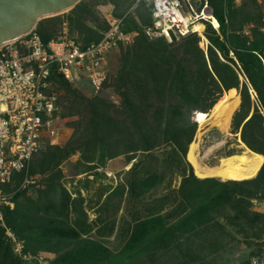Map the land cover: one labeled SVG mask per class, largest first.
<instances>
[{
  "label": "trees",
  "instance_id": "1",
  "mask_svg": "<svg viewBox=\"0 0 264 264\" xmlns=\"http://www.w3.org/2000/svg\"><path fill=\"white\" fill-rule=\"evenodd\" d=\"M207 2L216 27L202 21L203 47L195 31L170 41L147 34L151 21L144 0H79L37 21L33 30L43 42L64 29L85 45L107 28V4V15L120 17L119 28L135 33L118 44L114 72L106 71L94 93H82L50 68L59 114L74 117L62 144L44 142L30 155L26 175L39 177L19 185L22 169L0 182L12 201L1 207L0 264H36L40 252L45 264H250V256L264 255V210L253 204L264 200V157L254 175L235 180L198 177L185 158L195 115L209 114L222 97L237 93L230 131L264 156V10L256 0ZM107 86L115 99L103 92ZM72 153L78 172L90 171L92 180L108 158L122 154L130 162L105 192L94 229L82 197H70L59 181V163ZM123 204L121 243L112 249L102 239L111 234Z\"/></svg>",
  "mask_w": 264,
  "mask_h": 264
},
{
  "label": "built area",
  "instance_id": "2",
  "mask_svg": "<svg viewBox=\"0 0 264 264\" xmlns=\"http://www.w3.org/2000/svg\"><path fill=\"white\" fill-rule=\"evenodd\" d=\"M144 1L151 21L144 29L147 34L162 35L165 41H170L172 35L195 31L200 43H206L202 21L207 20L214 26L207 0ZM105 19L107 28L100 38L85 45L68 38L63 29L57 38L46 42L31 30L0 47V182L8 181L14 171L22 169L19 185L31 182L33 178L26 175L30 155L44 142L53 143L59 134L60 105L49 79L51 67L69 81L85 78L92 92L101 87L107 71V52L129 42L135 33L119 28L120 17L105 15ZM195 22L202 24L200 30L193 27ZM9 195L10 192L0 188L1 225V207L12 206ZM5 233L14 240L7 228ZM19 248V242L15 241L13 250L19 253ZM21 256L29 257L28 254ZM36 258L40 264L43 257Z\"/></svg>",
  "mask_w": 264,
  "mask_h": 264
},
{
  "label": "rangeland",
  "instance_id": "3",
  "mask_svg": "<svg viewBox=\"0 0 264 264\" xmlns=\"http://www.w3.org/2000/svg\"><path fill=\"white\" fill-rule=\"evenodd\" d=\"M242 1L244 2L246 0H234L235 3H240ZM256 1H258V3L260 4L259 6L264 10V0H256ZM102 11H103L102 12L103 16L107 15V4L106 6L102 7ZM199 45L203 47V44H201L200 42H199ZM120 50H121V47L119 45H116L113 49L107 52L105 56L107 73L114 72L115 66L117 64V57L119 55ZM71 83L75 85L84 94L88 95L90 93H94L91 91V87L89 86L87 80H85V78L83 77L80 79H73ZM103 92L110 99L116 98L115 93L111 91L109 86L104 87ZM226 95H228L230 99H232L234 96H237L238 101H239L238 93L236 95L235 94H226ZM235 108H237V105L235 106ZM207 112H209V114L206 112H202L203 115L201 116V118H200L201 113L199 114L198 116L199 123H198L197 115H195V119L197 122H196L195 129L192 135V139H195V141L197 142V151L199 155H202L206 151V148L213 145L211 146V149L202 158V162L208 165H211V164L217 165L221 161H224L226 158L230 157V156L222 157V155L229 148H232L234 150L236 149L237 143H238L237 138L239 137L235 135L234 132L230 131V117H231L232 112L229 115L228 125L226 129H225L224 123H222V126L218 128L217 125L211 122V120L215 117L213 114V110L210 112V109H208ZM71 117H74V116H68L65 118L61 117L59 119L58 121V124H59L58 126L60 128L59 134L56 137H54L53 143L62 144L65 141L67 135L70 132V127L67 121ZM203 119L205 121L199 127L200 120H203ZM223 129H225V131H222ZM217 142H220L221 144L218 143L215 145V143ZM187 148L185 152V158L190 163V165L193 167L196 173L194 166L187 158ZM232 153H235V151ZM76 158H77V154L72 153L67 158H65L59 163V167L62 173V175L59 177V181L65 187V189L69 192L70 197L77 196V195H80L82 197L81 206L86 213L87 222L95 220L94 225H92V229H94V227L98 225V220H96V217L99 212L98 206L101 203L105 192L108 189H111L118 181L121 180L124 174V171L129 166L130 162H126L122 154L108 158L104 161L102 165H99L97 166V168H95L99 174L98 176H95L94 179L92 180L91 177L93 175L91 174L90 171L86 172L87 174H85L84 172H78L80 166L78 165V168H76ZM36 177H39V174L35 173L33 179L35 180ZM30 191H31V188H28L27 192H30ZM253 204L255 208L259 210H264V200H261V201L253 200ZM128 207L129 206L126 205V209ZM101 214H104V212L103 213L101 212ZM121 214H123L122 217H127L125 213L124 204L121 205L119 210L116 211L115 213L114 225H113L111 234L109 236L103 237L102 239L104 244H106L109 248H112V249L117 248L118 245L121 243V240L119 239L120 236L118 234L119 225L122 222L121 217H120ZM90 234L94 237L96 236L94 232H91ZM43 253L44 252H40L38 254L39 257H43L42 260L39 262L40 264L46 263V259L44 258ZM249 258H250V264H264V255H262L261 257L260 256L257 257V255H253V256H250ZM233 263L235 264L236 261L233 260ZM23 264H34V263L33 261L28 260L24 262Z\"/></svg>",
  "mask_w": 264,
  "mask_h": 264
},
{
  "label": "bare ground",
  "instance_id": "4",
  "mask_svg": "<svg viewBox=\"0 0 264 264\" xmlns=\"http://www.w3.org/2000/svg\"><path fill=\"white\" fill-rule=\"evenodd\" d=\"M211 22L214 26L216 25L215 19H212ZM193 27L195 29L200 30L202 24L200 22H195ZM237 104H238L237 96H234L232 99H230L228 95H225L213 109V114L215 117L211 120V122L217 125L218 128L222 126V123H224L226 129L228 125L229 115ZM204 121H205L204 119L200 120L199 127L202 125ZM225 129H223L222 131H225ZM220 142L215 143V145ZM237 142L238 143L235 153H233L230 157L226 158L224 161H221L217 165H212V164L208 165L202 162V158L211 149V146L213 145L206 148V151L203 154L200 152L202 155H199L197 151V142L195 141V139H193L187 150V158L194 166L198 177L211 175L226 180L227 178L235 180V179L250 177L254 175L258 167H260V164L264 156L262 154L256 153L248 149L239 138H237Z\"/></svg>",
  "mask_w": 264,
  "mask_h": 264
},
{
  "label": "water",
  "instance_id": "5",
  "mask_svg": "<svg viewBox=\"0 0 264 264\" xmlns=\"http://www.w3.org/2000/svg\"><path fill=\"white\" fill-rule=\"evenodd\" d=\"M79 0H0V47L29 33L43 17L66 11Z\"/></svg>",
  "mask_w": 264,
  "mask_h": 264
}]
</instances>
